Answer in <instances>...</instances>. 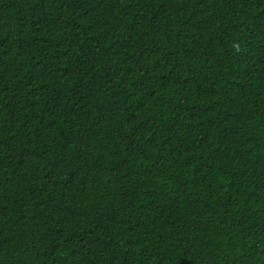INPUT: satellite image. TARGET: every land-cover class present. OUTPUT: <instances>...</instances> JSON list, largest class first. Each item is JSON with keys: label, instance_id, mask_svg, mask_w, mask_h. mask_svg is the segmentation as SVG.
Segmentation results:
<instances>
[{"label": "trees", "instance_id": "1", "mask_svg": "<svg viewBox=\"0 0 264 264\" xmlns=\"http://www.w3.org/2000/svg\"><path fill=\"white\" fill-rule=\"evenodd\" d=\"M0 264H264V0H0Z\"/></svg>", "mask_w": 264, "mask_h": 264}]
</instances>
